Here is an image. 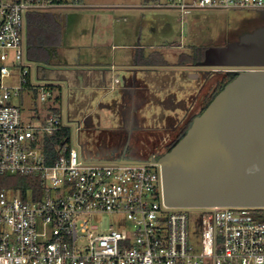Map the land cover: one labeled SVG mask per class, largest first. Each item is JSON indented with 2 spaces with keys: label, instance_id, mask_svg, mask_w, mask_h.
Masks as SVG:
<instances>
[{
  "label": "built area",
  "instance_id": "2783aa9c",
  "mask_svg": "<svg viewBox=\"0 0 264 264\" xmlns=\"http://www.w3.org/2000/svg\"><path fill=\"white\" fill-rule=\"evenodd\" d=\"M171 1L182 15L196 7L264 11V0ZM76 3L0 0V175L37 173L43 181L36 199L0 188V264H264V206H169L157 159H86L72 129L46 163L41 137L63 117H23L22 93L37 87L39 100L54 97L27 59L26 15ZM15 68L17 84H9ZM95 212H123L131 226L100 232L84 217Z\"/></svg>",
  "mask_w": 264,
  "mask_h": 264
},
{
  "label": "rangeland",
  "instance_id": "374dc122",
  "mask_svg": "<svg viewBox=\"0 0 264 264\" xmlns=\"http://www.w3.org/2000/svg\"><path fill=\"white\" fill-rule=\"evenodd\" d=\"M147 1L149 6L143 12H139V8H136L138 10L133 8L134 10L129 13V20L131 23L134 22L137 30L134 40L148 46L144 49L146 55L155 57V53L159 52L170 64L177 61L180 51L184 48L186 50L194 45L209 46L234 41L242 31L249 30L254 22L264 21V11L261 10L196 7L182 15L171 0ZM68 19L65 37L72 43H68L70 44L68 51L71 55L67 62L73 63L75 61L71 57L75 55L73 52L76 49L73 42L83 34L82 28L86 26L88 19L76 16H68ZM242 22L251 23L244 26ZM119 25L123 24L119 23ZM118 40L123 38L119 37ZM180 44L184 45L183 49L177 46ZM51 65L52 61L46 65H39V71L45 72L46 77L58 78L61 75L67 77L68 85L65 93L67 118L79 125L77 137L86 159L121 155L125 147L128 148L125 153L129 157L147 158V154L153 152L147 153L144 148L137 146L138 142L140 145L158 144L173 131L177 122L183 118L184 109L190 105L204 77L202 72L197 76V71L190 73L181 69H172L170 66L132 72L122 69L120 74L126 75L131 80L129 86H127L128 81L125 83L122 76L120 83H115L112 80L113 76H108L105 87L78 89L72 81L73 72ZM15 73H17L16 68L13 69L12 77H7V83L17 84L18 74ZM217 73L215 72L216 77ZM127 90L130 97L127 101L129 107L125 110L124 91ZM49 104H53V97L41 101L34 92L25 93L22 102L24 119L33 118L31 114L36 109L41 114L46 113ZM124 110L127 121L123 123L120 114L123 115ZM126 126L133 127L139 134L136 136L135 131L131 132L128 128L129 131L126 132ZM123 132L126 133L125 140H121ZM112 152L115 153L111 154ZM153 157L156 159L159 156L154 154ZM190 215L199 222L198 212H191ZM84 217L96 223L100 232L106 231L109 225L117 229L131 226V222L123 212H95ZM194 240L196 249H200L197 238Z\"/></svg>",
  "mask_w": 264,
  "mask_h": 264
},
{
  "label": "water",
  "instance_id": "95a60500",
  "mask_svg": "<svg viewBox=\"0 0 264 264\" xmlns=\"http://www.w3.org/2000/svg\"><path fill=\"white\" fill-rule=\"evenodd\" d=\"M195 68L238 71L158 157L164 201L190 208L264 206V26L208 47ZM62 117L79 146L65 93Z\"/></svg>",
  "mask_w": 264,
  "mask_h": 264
},
{
  "label": "crops",
  "instance_id": "0c3cea01",
  "mask_svg": "<svg viewBox=\"0 0 264 264\" xmlns=\"http://www.w3.org/2000/svg\"><path fill=\"white\" fill-rule=\"evenodd\" d=\"M147 2V0H78V3L66 7L34 11L52 13L60 25V42L52 48L53 57L47 64L52 61L51 67H61L73 72L72 81L78 89L105 87L108 76H113L112 80L115 83H120L122 76L123 81L125 83L128 81L127 86H129L131 80L126 75H121L120 70L132 72L146 67L136 64L135 57L138 48L148 47L134 40L137 30L134 22L131 23L129 20V13L134 10L133 8H139V12H143L149 6ZM68 16L88 19L86 26L82 28L83 34L73 42L76 47L73 52L75 55L71 57L75 61L73 63L67 62L71 55H69L68 43H72L65 37ZM119 37L123 40L119 41ZM144 55H146L145 50ZM38 65H36L37 81L62 84L64 97L68 85L67 77L63 75L58 78L46 77L45 72L39 71ZM54 92L57 91L54 89Z\"/></svg>",
  "mask_w": 264,
  "mask_h": 264
},
{
  "label": "trees",
  "instance_id": "16d2710c",
  "mask_svg": "<svg viewBox=\"0 0 264 264\" xmlns=\"http://www.w3.org/2000/svg\"><path fill=\"white\" fill-rule=\"evenodd\" d=\"M60 42V25L57 22L54 15L50 12H28L26 15V56L28 60L36 62V65L47 64L53 57L52 48L57 46ZM206 46H193L190 52H182L178 55L177 63L184 64L188 62H195L201 60L204 57V49ZM143 47L138 48L137 55L135 57V63L140 65H155V64H168V61L161 57L160 53H155V57L144 55ZM39 66V65H38ZM236 73L221 72L215 79L214 85L216 86L214 95L221 90L224 85L234 78ZM52 89L57 92L53 97V104H49L47 111L55 112L60 117L62 116L63 108V86L58 83H46ZM30 91L38 95V88L33 87L25 93ZM24 93V94H25ZM21 95L20 103L22 107L23 95ZM212 95L208 100L211 99ZM206 102L197 114H200L207 104ZM40 111L34 110L31 117H35ZM193 117V116H192ZM192 122V118L187 121L178 131V135L171 140L167 149H170L187 131ZM71 135V127L61 122L60 129L52 133L51 135H43L41 137V145L46 157V163L51 164L56 158L55 145L66 137L69 140ZM174 135V134H172ZM169 138V137H168ZM108 155V154H105ZM119 157V156H110ZM145 158V157H144ZM101 159V158H100ZM153 159H155L153 157ZM158 159V158H156ZM155 159V160H156ZM43 181L39 174L29 175H0V188L13 189L20 192L23 199H36L42 189Z\"/></svg>",
  "mask_w": 264,
  "mask_h": 264
},
{
  "label": "flooded vegetation",
  "instance_id": "af4514ba",
  "mask_svg": "<svg viewBox=\"0 0 264 264\" xmlns=\"http://www.w3.org/2000/svg\"><path fill=\"white\" fill-rule=\"evenodd\" d=\"M251 23V22H250ZM250 23H241L243 24L244 26L246 24H250ZM264 26V21H261V22H254L252 24V27H250V29L248 30H244L241 32V34L238 35V37L248 31H252L256 28H259V27H263ZM238 39V38H237ZM231 42V41H229ZM227 42V43H229ZM227 43H224V44H213V45H209V46H206L205 49H204V53H205V50L210 47V46H222V45H225ZM179 48L183 49L184 45L180 44V45H177ZM195 46V45H194ZM192 47H189L185 50V48L183 50L180 51V53L182 52H190ZM179 53V54H180ZM202 60V59H201ZM200 61V60H197L195 62H188V63H184V64H178L177 61L170 64H155V65H144L146 67H143V68H138V70H148V69H157L161 66H170L172 69H181V70H185V71H189L190 73H192L193 71H197V76L198 74H200V72H202L203 76L202 77L203 79L201 80V83L199 84L198 88H197V91H196V94L194 95V97L191 99L190 101V105L184 109L185 111V114L183 116V118L181 120H179L175 125V127L173 128L174 130L169 132L168 135H166L161 141L157 143H147V144H143V145H140L139 142L137 144L138 147H141V148H144V150L148 153L150 151H152L153 153H148L147 155V158L148 157H153L154 154H158V156L162 155L163 153H165L166 151H168L169 149H167V146L170 144L171 140H173L178 134V131L180 130V128L187 122L189 121L191 118L193 120V118L198 115L197 112L200 110V108L206 103V102H210L213 97L217 94L215 93L214 95H212V93L215 91L216 89V86L214 85V81L216 79V74L215 72H218L217 73V76L221 73V72H229V73H237L238 70H224V69H209V68H195L196 65H197V62ZM192 70V71H191ZM199 72V73H198ZM193 75V74H191ZM209 81V82H207ZM206 85H205V84ZM205 86V87H204ZM220 91V90H219ZM212 95L211 99L208 100L210 98V96ZM124 96H126V103L125 105L123 106L125 110H127L126 108L129 107V104H128V99H129V91H124ZM209 104V103H208ZM207 104V105H208ZM124 110V113L123 115L120 114V117L124 120V122H126V117H125V111ZM128 112V111H127ZM121 113V112H120ZM193 116V117H192ZM128 120L130 121V118L129 116L127 117ZM138 121H140L138 119ZM130 129L131 132L135 131V135L137 136L139 134V132H137V130L133 129L132 128H129V127H125V131L128 132ZM174 134V135H172ZM126 138V133L123 132V137H121V140H125ZM169 137V138H168ZM126 149H128L127 147L123 148L124 150V153L121 154V155H115V156H119V157H108V158H101V159H113V158H132V157H129V155H127L125 152H126ZM115 152H112L111 154H113ZM147 158H143V159H140V158H133V159H137V160H145Z\"/></svg>",
  "mask_w": 264,
  "mask_h": 264
}]
</instances>
